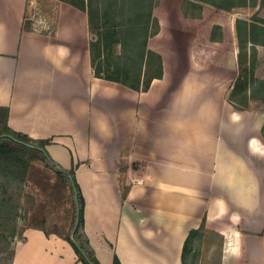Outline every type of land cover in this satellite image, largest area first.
Instances as JSON below:
<instances>
[{
  "label": "crops",
  "instance_id": "0c3cea01",
  "mask_svg": "<svg viewBox=\"0 0 264 264\" xmlns=\"http://www.w3.org/2000/svg\"><path fill=\"white\" fill-rule=\"evenodd\" d=\"M183 1L231 13L250 0H154L159 29L146 48L161 57L162 76L136 91L94 74L86 10L57 0L53 29L43 33L23 29L27 0H0V20L11 21L7 30L0 23L6 125L50 140L49 157L74 167L100 264L115 256L120 264H182L185 238L201 225L223 240V264H264V89L251 85L247 107H234V37L223 30L208 40L215 51L198 47ZM24 237L11 264L76 260L57 236L30 228ZM214 251L209 264H222Z\"/></svg>",
  "mask_w": 264,
  "mask_h": 264
},
{
  "label": "rangeland",
  "instance_id": "374dc122",
  "mask_svg": "<svg viewBox=\"0 0 264 264\" xmlns=\"http://www.w3.org/2000/svg\"><path fill=\"white\" fill-rule=\"evenodd\" d=\"M87 1L92 19L90 35L91 37L101 35L102 45L100 42L97 43L95 52V64L98 69L107 74V70L112 72L119 64L121 71L126 66L138 72L139 63L135 55L137 48L134 50L131 47L130 55H128L122 49L121 43L125 41L131 43L133 40L132 43L136 46V41L140 44L146 35L153 36L151 34L156 30L155 18L151 16L152 21L145 26V16L141 15L144 11L135 16H128L127 13L123 15L121 0L113 8L114 11L110 12L111 15L104 18L101 13L104 8L101 4L98 5L101 0H85L84 2L87 3ZM223 1L217 3L233 7L244 5L242 0ZM184 6L187 9L186 20L195 23L199 28L198 47L215 51L208 40H220L221 36L223 38V30L227 31L224 33L227 39L229 36L234 37L239 80L236 78L233 97L244 99L251 85L254 87L261 84L264 89V80H259V78L264 79V55L258 57V52L264 54V48L261 47L264 44V0H250L245 7L232 10L231 13L234 14L209 9L207 5H198L191 1H185ZM56 9L57 0H27L23 26L43 33L52 31ZM5 19V17L2 18L0 23L5 25L7 30V26H11V21L6 26ZM10 19L7 17V21ZM115 23L123 26H115ZM218 24H221L222 31H219ZM224 45L226 44L222 43V46ZM138 47L140 48V45ZM120 54H126L129 60L118 58ZM149 62L150 65L146 69L144 66L141 74L144 78L156 73L154 58L149 59ZM115 75L123 77L120 73ZM14 154L26 160L28 166L24 172L17 168L11 171L0 168V264L12 263L15 246L19 241H23L24 233L28 229L61 232L66 235L72 221L70 201L66 190L57 179L55 170L37 160L28 150H19ZM222 242L223 240H220L212 230L202 227L192 241L194 248L188 256V263L185 264H209L215 261L212 259L215 249H217L218 260L220 259L223 264L224 242ZM45 249L48 253L53 250L48 246ZM62 260L60 264L76 262L72 259V255L67 258L62 254ZM43 264L57 263L52 259H44Z\"/></svg>",
  "mask_w": 264,
  "mask_h": 264
},
{
  "label": "trees",
  "instance_id": "16d2710c",
  "mask_svg": "<svg viewBox=\"0 0 264 264\" xmlns=\"http://www.w3.org/2000/svg\"><path fill=\"white\" fill-rule=\"evenodd\" d=\"M65 1V0H63ZM69 1L73 6L76 8H79L81 10H86L88 18H89V28L90 24L92 22L91 19V13L89 10L88 1L85 3V0L81 1H75V0H66ZM120 0H101L99 1L98 5L101 4V7H103V11L101 10L102 17H107L108 15H111ZM121 5L124 9L123 15L126 13L128 16L130 15H137L139 13H143L141 15L145 16L144 25L147 26L150 21H152L151 17V9L154 4V0H121ZM149 5V7H148ZM148 7V8H147ZM112 9V11H111ZM132 16V17H133ZM142 16V18H143ZM25 18V16H24ZM156 23V30L151 34L155 35L158 32V24L157 21L154 20ZM115 26H123L122 24L115 23ZM24 30L27 31H33L29 30V27L26 28L23 26ZM150 35H146L144 40L140 42V44L136 41V46L131 41H125L121 43L122 49L130 55L131 47L135 50L137 48V52H135V55L137 57V62L139 63L138 66V72L131 70L124 66L122 68V71L119 68V64L117 67L112 70V72H109L108 70L106 73H103L102 70H99L98 67L95 64V52H96V44L101 43V35H97L96 37H91L89 39V52H90V61H91V67L93 68L94 74L97 77H102L111 81H115L118 83H121L125 86H128L136 91L145 90L149 87L150 82L155 78H161L162 76V62L161 57L148 50L146 48V42ZM138 40V39H137ZM140 45V48L138 47ZM118 58L120 59H128L126 54L124 55H118ZM155 60V70L156 73L151 75L148 78L142 77L141 74L145 69L150 65L149 59ZM129 60V59H128ZM143 65V70L142 69ZM116 73H120L123 77L116 76ZM237 80H239L237 78ZM235 80V83L233 85V88L228 96V100L231 101L236 109H244L248 105V95L244 99H238L233 97V93L235 92V84L237 82ZM7 108H1L0 107V168H5L6 171H11L14 168H17L21 171H25L28 164L27 161L24 160L21 156L14 154V152L19 150H28L37 160H40L44 162L48 167L52 168L56 172L57 179L61 182L64 189L66 190L67 197L70 201V208L72 211V221L70 224V227L68 229V233L65 235L61 232H45L43 233L46 236L54 235L57 236L63 240H65L70 247L72 248L77 262L81 264H100L93 248L89 244V240L87 238V235L84 231V222H83V208H84V200L83 196L81 194L80 188L75 180V170L74 167L70 168L69 170H66L59 166L55 161H53L49 155L47 154L45 150V146L50 143V140H34L30 137L15 132L11 130L6 125V116H7ZM126 193V190H123L122 196L124 197ZM201 227L197 230H190L187 237L185 238V241L183 243L182 247V254H181V262L182 264L188 263V256L191 255V251L194 248L193 246V239L196 237V235L201 231ZM113 264H120L119 260L115 256L113 259Z\"/></svg>",
  "mask_w": 264,
  "mask_h": 264
}]
</instances>
